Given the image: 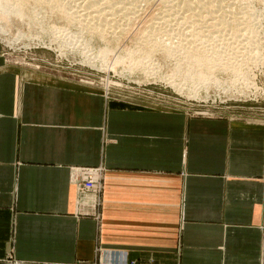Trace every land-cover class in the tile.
Instances as JSON below:
<instances>
[{"label": "crops", "instance_id": "0c3cea01", "mask_svg": "<svg viewBox=\"0 0 264 264\" xmlns=\"http://www.w3.org/2000/svg\"><path fill=\"white\" fill-rule=\"evenodd\" d=\"M99 165L94 207L73 174ZM98 252L264 264V125L119 103L0 54V264Z\"/></svg>", "mask_w": 264, "mask_h": 264}, {"label": "rangeland", "instance_id": "374dc122", "mask_svg": "<svg viewBox=\"0 0 264 264\" xmlns=\"http://www.w3.org/2000/svg\"><path fill=\"white\" fill-rule=\"evenodd\" d=\"M3 1L0 54L9 65L101 91L119 103L264 125V0ZM90 12L103 24L97 31ZM188 39L190 57L178 53ZM175 44L178 51L168 56L166 48ZM195 46L218 63L236 62L241 71L202 69L192 62L199 58ZM200 71L201 78L189 75Z\"/></svg>", "mask_w": 264, "mask_h": 264}, {"label": "built area", "instance_id": "2783aa9c", "mask_svg": "<svg viewBox=\"0 0 264 264\" xmlns=\"http://www.w3.org/2000/svg\"><path fill=\"white\" fill-rule=\"evenodd\" d=\"M103 166H81L74 169L73 181L77 187L78 200H81L86 195L90 196V203L97 207L100 205V194L103 190L104 178ZM97 218L99 215L97 214ZM11 264H137L134 260L128 259L124 253H100L91 260L77 259L69 263H22L16 260H10Z\"/></svg>", "mask_w": 264, "mask_h": 264}, {"label": "bare ground", "instance_id": "6f19581e", "mask_svg": "<svg viewBox=\"0 0 264 264\" xmlns=\"http://www.w3.org/2000/svg\"><path fill=\"white\" fill-rule=\"evenodd\" d=\"M6 1V0H5ZM16 1V0H15ZM22 1V0H21ZM188 1V0H187ZM191 1V0H190ZM190 1H189V3H190ZM212 2V1H211ZM4 1L3 0H0V4L2 5V7H0V10H1V13L5 10V8L6 7H4L3 5H4ZM191 3H193V1L191 2ZM219 3V2H218ZM17 5H19V4H17ZM98 8V7H97ZM209 8H211V7H209ZM9 9V8H8ZM189 9V8H188ZM11 10V9H10ZM21 11V10H20ZM97 12H99V10H96ZM96 11H94V12H96ZM110 12V11H109ZM35 13V12H34ZM21 14V16L22 17H26L27 19H32V18H35V16H34V14L33 13H30V14H25V12H21L20 13ZM88 15V16H87ZM86 16L87 17H89V22L92 20L93 22H94V24H92L93 25V29H96V31H97V29H99L100 27H102L103 26V24H101L100 22H95L96 21V19H100L99 18V16H98V14H96V15H93V14H91V12L90 13H88ZM200 15V14H199ZM205 16V15H204ZM211 16V15H210ZM2 17V16H1ZM174 17V16H173ZM202 17V16H201ZM200 17V18H201ZM217 18V17H216ZM227 18V17H226ZM86 19V18H85ZM231 19V18H230ZM240 21V20H239ZM88 22V21H87ZM102 22V21H101ZM92 23V22H91ZM216 23V22H215ZM221 23H223V21H221ZM221 23H219V24H221ZM246 23V22H245ZM106 24H104V26H105ZM246 25V24H245ZM99 27V28H98ZM201 27V26H200ZM92 29V28H91ZM236 29V28H235ZM190 30V29H189ZM240 30V29H239ZM94 31V30H93ZM243 31V30H242ZM190 32V31H189ZM197 32V31H196ZM202 32V31H201ZM240 33H242V32H240ZM205 34V33H204ZM196 36V35H195ZM181 39V38H180ZM187 39V38H186ZM193 41V40H192ZM178 42V41H177ZM181 42V41H180ZM179 43V42H178ZM177 43V44H178ZM187 43H189V44H191L192 42H190L189 41V39H188V41H186V43H185V45H184V43H183V45H184V47H182V49L180 48L179 49V51L178 50H176V44H175V47H172V45L171 46H168V48H166V51H167V55L168 56H170L171 54H172V51L175 49L176 51H178V53H180V51H181V53H182V56H183V54H184V56L186 55L187 56V54L188 53H190V49L193 47H189L190 45H186ZM181 44H182V42H181ZM196 44V43H195ZM174 45V44H173ZM192 45V44H191ZM202 46V45H201ZM178 47H179V45H178ZM197 46H195L194 48H196ZM76 48V47H75ZM155 49V48H154ZM198 51H199V53H196L195 54V56L194 57H196V58H198V60L196 59V58H190V59H196L197 61H192V60H190V61H192L193 63L195 62H197L196 64H197V66H201L202 67V69L203 68H209L210 69V67H212V68H226L227 69V71H236L237 70V72H239V71H241V70H238L239 69V67H238V65H236V62H232V63H230V62H225L224 61V63H218L217 62V60H216V58H214V55L213 54H209L210 56L211 55H213V57H211L210 58V56L208 57V52L206 51V50H204V49H202V48H196ZM196 49H194L195 51H196ZM201 49V50H200ZM193 50V51H194ZM149 51V50H148ZM103 54L105 53V54H108L107 53V49L106 50H102L101 51ZM109 52V51H108ZM152 52V51H151ZM174 52V51H173ZM150 53V52H149ZM180 53V54H181ZM210 53V52H209ZM213 53V52H212ZM104 54V55H105ZM179 54V55H180ZM214 54H216L215 52H214ZM240 55V54H239ZM172 56H173V54H172ZM189 57H190V55H188ZM187 56V57H188ZM186 57V58H187ZM202 57H204V58H202ZM185 58V57H184ZM234 59V58H233ZM221 61V60H220ZM193 63H191V64H193ZM195 64V65H196ZM194 65V64H193ZM222 65H224L225 67H222ZM113 66H115V65H113ZM187 67V66H186ZM142 68H144V67H142ZM189 68V67H188ZM200 70V69H199ZM211 70V69H210ZM218 70V69H217ZM189 71V70H188ZM191 71V70H190ZM206 71V70H205ZM214 71V70H213ZM152 72V71H151ZM211 72H212V70H211ZM189 75H191V78L193 79V78H197V77H199L200 76V78H201V76H204V73H203V71L201 72H197V73H190ZM172 76V75H171ZM247 76V75H246ZM170 78H172V77H170ZM170 78H169V81L168 82H170V83H172V81L173 80H170ZM174 83V82H173ZM246 87V86H245Z\"/></svg>", "mask_w": 264, "mask_h": 264}]
</instances>
